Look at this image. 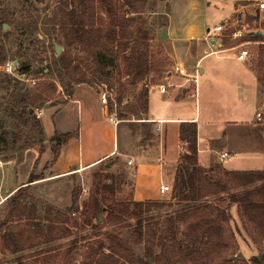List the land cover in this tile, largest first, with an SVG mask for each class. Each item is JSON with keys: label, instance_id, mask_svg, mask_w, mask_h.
<instances>
[{"label": "rangeland", "instance_id": "374dc122", "mask_svg": "<svg viewBox=\"0 0 264 264\" xmlns=\"http://www.w3.org/2000/svg\"><path fill=\"white\" fill-rule=\"evenodd\" d=\"M82 1L67 0L68 9L80 14L84 6ZM214 2L209 10V28L214 27L222 20L221 13L223 10H227L228 6L226 0H215ZM86 6H89L87 0ZM61 7L60 0H0L1 14L7 19L3 23L6 24V28H3L0 32V54L4 53L7 57V62L0 65V221L9 213L10 207L7 199L14 194L15 188L20 184H22V187H26L31 175L36 177L48 176L53 166L49 165L55 154L54 143L52 142L53 135L50 137L45 135L44 142H41L38 125L41 123L44 130L43 121L48 123L51 116L62 108L67 101V98L63 95V88L59 79H56V90L50 89L47 85L51 81H44L43 79L44 74L48 72L47 67H54V60L58 57L55 51L57 42L54 38L60 37L64 41L62 34L59 32V27L54 23V17L60 14ZM169 9V3L166 0H148L145 5V12L141 14V19L152 37L151 46L155 59L154 71L149 74V89L156 87V84H160L165 77L163 72L171 70L173 66L165 50L166 45L160 40V32L167 23ZM89 13L90 11L87 14ZM99 13L97 11V14ZM97 14L96 18L99 17ZM99 15L105 18L104 14ZM128 15L132 16L134 14ZM228 34L229 30L222 36V47L235 46L239 42V40L231 38ZM205 43L207 47L210 45L206 40ZM58 45L63 51L66 49L64 43ZM246 48L249 49L252 55L246 61V65L254 72L253 68L257 63L258 45L252 43L247 45ZM226 56H230V54L214 55L207 59L205 63H215L220 61L217 57ZM214 80L217 87L213 90L200 84L202 93H199L198 101L200 100L201 104L198 103V109L202 115V122L203 118L205 119V93H208L209 96L212 95L217 100L219 99L217 95L220 94L221 97V90H223L224 96H232L233 101L231 104H239L236 102L238 99L236 83L231 82L225 76L216 77ZM122 83L125 85V98L123 100L125 106H139L143 84L141 82L129 84L126 79H123ZM46 86L48 87L47 90L45 89ZM220 87H223V89H218ZM259 87V104H254V99L251 100L250 97L248 107L238 112L243 113L251 125L252 121L256 119V112L262 114V121H256L262 125L250 128V139L254 142V148L261 149V153L264 154V87L261 84ZM94 89L95 92L99 89L100 98H102L103 93H107L108 106L110 99H114V101L112 100L114 109L120 108L116 104L118 85L115 91H109L106 85H100ZM26 94L34 99L40 94L47 95L51 97V100L43 103L37 100L35 109L32 108V111H30L31 108L29 109V113L34 111V114L28 115L26 112L28 104L23 102ZM252 95H254V92L250 94V96ZM125 113V119L121 120L119 125V142L120 144L125 142L124 147L134 150L137 147L139 135L150 134V130L148 127H141L139 121H136L126 108ZM223 115L217 113L216 118L218 121L225 120ZM225 116L227 119L233 118V120L234 118H243L228 117L227 114ZM48 127L50 129L49 125ZM241 131L243 132L244 129ZM57 134L61 136V140L64 139L63 134ZM73 136L75 135L73 134ZM40 149L44 151L41 158H39ZM263 159L264 157L261 158V160ZM230 160L227 159L225 163L228 164ZM261 160L250 158V169L263 168L260 171H264ZM215 166L216 175L219 176L221 174L220 169H224L222 163L216 160ZM106 167L107 165L102 164L66 178L25 188L30 193V198L24 201L28 209L25 211L24 216L19 217L16 215L13 218V225L20 222L15 228L16 231L23 232L26 247L30 246L31 243L34 247L15 254L3 252V242L0 238V264H65L62 253L66 249H71L68 264H83V258L87 251L86 246L89 243H95V241L104 242L106 247L112 244L110 241H114L137 254H142L143 243L136 231L138 217L133 214L134 206L132 204L134 201L135 164L133 162L129 164L126 158H117L107 167V170ZM111 176L114 177L112 179L115 182L113 193L103 188L104 185L111 183L109 178ZM262 185H264V181H259L251 185V189ZM84 188L87 189V192H84ZM104 196L108 197L111 205L108 210L105 209V211L99 213L97 219L95 217V200L98 199L103 202ZM171 199L172 197L158 201L168 203ZM220 200H222V197H218L215 201ZM191 205L195 204L176 203L175 201L172 205L166 204L149 214L145 213L143 215L144 223L152 225L158 231V234L162 229L170 228L171 225L175 228L179 227L177 237L183 239L187 232L185 223L176 220L173 224L168 216L172 215L171 217H173L175 213ZM17 208L20 210V207ZM229 213L230 224L235 233L247 237L248 234L243 228L239 216L237 218L235 213L231 211ZM99 217H101V225L96 226ZM60 220L65 221L62 224L63 226L56 227H61L62 232H65L67 228L70 229V235L48 242L49 223ZM32 236L35 238L34 240H30ZM72 241H77L75 247L71 246ZM157 251L159 252L160 249L158 248ZM262 254H264V246L256 245L250 237V244H241L239 251L236 254L234 253L233 257L236 259V264H243L245 261L250 260L252 256Z\"/></svg>", "mask_w": 264, "mask_h": 264}, {"label": "trees", "instance_id": "16d2710c", "mask_svg": "<svg viewBox=\"0 0 264 264\" xmlns=\"http://www.w3.org/2000/svg\"><path fill=\"white\" fill-rule=\"evenodd\" d=\"M60 1L62 7L60 14L54 17V23L59 27L64 41L60 37H55L54 40L58 44L64 43L66 49L54 60V67H47L48 72L43 76L44 81H51L47 83L49 88L56 90V79H59L63 95L70 97L75 86L79 84L85 83L93 88L106 85L109 91H115L118 85L116 104L120 108L114 109V99H110V112H116L118 119L123 120L126 116V108L136 120L145 119L143 116L148 111L149 74L154 71L155 63L151 46L152 37L141 19L148 0H87L89 6H86V0H83L84 6L80 14L68 9L67 0ZM97 11L100 12L99 14H104L105 18L97 14ZM96 14L99 17L96 18ZM6 21V17L0 11V32ZM238 40L237 44L246 41L257 42V63L253 70L258 82L264 87V35L252 32ZM6 62V55L0 54V65ZM123 79L129 84L138 82L143 84L139 106H125ZM45 89L47 90L48 87L46 86ZM37 100L43 103L51 100V97L40 94L34 99L26 94L23 102L28 104L26 108L28 115L34 114V111L29 113V109H35ZM38 126L41 142H44L42 124ZM63 135V140L57 133L52 138L55 154L49 165H53L58 160L62 147L69 144L73 136L72 133ZM180 136L186 143V150L180 157L171 201L164 203L158 200H134L132 203L133 214L138 217L136 231L143 243L142 254H137L114 241H110L112 244L108 247L102 241H95L86 246L83 264H236L233 254L239 251V244L230 224L229 213L233 204L238 205V216L248 236L256 245L264 246V185L251 189L254 183L264 181V171H228L218 167L221 170L218 176L216 166L208 170L198 166L196 124L183 123ZM39 153L41 158L43 149H40ZM42 178L44 177L31 175L28 185L20 187L7 199L10 210L0 221L3 252L15 254L34 247L32 243L28 247L24 245L23 232L15 229L20 222L13 225V218L16 215L19 217L25 215L28 207L24 201L30 198V193L25 188ZM109 178L111 183L104 185L103 188L113 193L115 182L112 178L114 177ZM248 186L250 189L246 188ZM241 187L245 189L238 191L237 189ZM218 197H222V200L215 201ZM174 201L195 204L175 213L173 217L168 216L173 224L176 220L185 223L187 232L183 239L177 237L179 227L175 228L171 225L158 234L152 225L144 223L143 220L145 213L149 214L166 204L172 205ZM110 205L108 197L104 196L103 202L96 199L95 217L98 219V214L105 209L108 210ZM17 207H20V210ZM100 221L98 220L96 226L101 225ZM64 222L60 220L49 223L48 242L70 235V229L67 228L62 232L61 227H56ZM34 239L33 236L30 238V240ZM70 244L75 247L77 241H72ZM70 250L66 249L62 253L65 264L69 263ZM243 264H264V254L252 256Z\"/></svg>", "mask_w": 264, "mask_h": 264}, {"label": "crops", "instance_id": "0c3cea01", "mask_svg": "<svg viewBox=\"0 0 264 264\" xmlns=\"http://www.w3.org/2000/svg\"><path fill=\"white\" fill-rule=\"evenodd\" d=\"M214 1L166 0L170 6L168 20L160 32V40L166 45L165 50L173 66L179 63L187 67L191 73L199 71L197 93L194 82L180 75H173L167 80L163 78L162 82L170 85L164 94L160 93L157 87L150 88L147 96L148 111L143 116L145 119L139 121L141 127L149 128L150 134L139 135L137 147L135 145L136 148L130 150L131 148L124 147L125 142L120 144L118 135L121 122L117 127L110 121L109 117H117V114L110 112L109 106L102 102L98 91L95 92L92 86L85 83L75 86L72 96L65 97L67 101L63 107L51 116L48 123L43 121L47 137L54 136L55 133H72L75 136L71 137L69 144L62 147L50 174L30 183V186L66 178L102 164L107 165L117 158H126V161L132 160L135 164L133 179L135 201L169 199L173 195L180 157L186 150V143L180 136L183 123H194L197 126L199 167L210 169L215 166L218 154L226 152L227 158L220 162L228 171L263 169H250L249 166L250 158L261 160L264 157L262 150L254 148V142L250 139V128L261 126L262 124L256 121L262 120H258L256 116L251 125L246 116L238 112L248 107L250 97L251 100L254 99V104H259L260 83L257 76L246 65L247 60L237 59L236 53L231 50L234 46L222 47L221 40L215 42L207 39L208 31L213 30L216 25H223L225 32L229 30L230 36L234 29L244 27L246 23L250 24L257 12L255 7L257 0H226L228 6L227 10L221 13L222 20L209 28V10ZM246 36L248 33L244 35ZM205 40L210 44L208 47ZM223 53L230 56L217 57L220 61L215 63H205L211 56ZM222 76L236 83L238 95L236 102L239 104H231L232 96H224L223 90L221 97L220 94L217 95L219 98L217 100L205 93V119L203 118L202 122V115L198 109V103L201 104V101H198L199 93H202L200 84L210 87L211 90L216 89L214 79ZM253 92L252 97L250 94ZM217 113L224 114L225 120L218 121ZM225 114L228 117L243 118L227 119ZM227 159H231L228 164L225 163ZM261 165L264 167V159L261 160ZM162 185L167 187L164 193L160 191ZM20 187L22 184L14 191ZM246 188L250 189V186ZM244 189L241 187L237 190ZM229 211L235 213L238 218L237 204H233ZM236 235L239 246L243 243L250 244L248 235L244 237L237 232Z\"/></svg>", "mask_w": 264, "mask_h": 264}, {"label": "built area", "instance_id": "2783aa9c", "mask_svg": "<svg viewBox=\"0 0 264 264\" xmlns=\"http://www.w3.org/2000/svg\"><path fill=\"white\" fill-rule=\"evenodd\" d=\"M257 12L253 15L252 22L250 24H245L244 27H241L239 29H234L231 33L230 36L234 38H241L244 37L246 33H260L261 35H264V0H257L255 4ZM225 32V28L223 25H216L213 30H209L207 34V39L217 41L221 40L223 34ZM252 43H257V42H251V41H246L242 42L240 44L235 45L234 47L231 48L236 53V57L238 60L244 61L248 60L252 55L249 51V49L246 48L247 45H250ZM173 75H180L181 77L186 78V80H192L195 84L196 88V93L199 85V79H200V74L198 70H195L194 73H191L187 67H185L182 64H175L171 70H167L164 72V80L169 79ZM167 83L161 82L160 84H156V87L158 88L160 93H166L168 89ZM102 102L106 105H108V100H107V93L102 94ZM258 120H262V114L258 112L256 114ZM39 117V115H37ZM110 121L114 123V125H118L121 120H119L117 117L110 116L109 117ZM135 119V118H134ZM140 121V120H136ZM228 156V153L223 152L218 154V160L219 161H224ZM129 164H132V160L128 161ZM167 187L166 186H161L160 191L161 193H164L166 191ZM84 192H87V189H83ZM75 214V213H73Z\"/></svg>", "mask_w": 264, "mask_h": 264}, {"label": "water", "instance_id": "95a60500", "mask_svg": "<svg viewBox=\"0 0 264 264\" xmlns=\"http://www.w3.org/2000/svg\"><path fill=\"white\" fill-rule=\"evenodd\" d=\"M3 28L4 29L6 28V24H3ZM55 51L58 55H60L63 52L62 48L57 43L55 44ZM32 110L33 109L31 108L30 111H32ZM110 165H111V163H108L107 167H109ZM99 220H101V217H99Z\"/></svg>", "mask_w": 264, "mask_h": 264}]
</instances>
